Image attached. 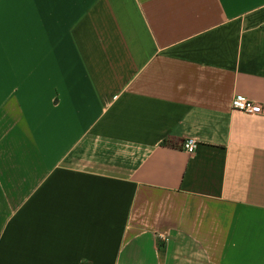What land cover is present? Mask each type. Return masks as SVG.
Listing matches in <instances>:
<instances>
[{"label": "crops", "instance_id": "1", "mask_svg": "<svg viewBox=\"0 0 264 264\" xmlns=\"http://www.w3.org/2000/svg\"><path fill=\"white\" fill-rule=\"evenodd\" d=\"M0 264H264V0H0Z\"/></svg>", "mask_w": 264, "mask_h": 264}, {"label": "built area", "instance_id": "2", "mask_svg": "<svg viewBox=\"0 0 264 264\" xmlns=\"http://www.w3.org/2000/svg\"><path fill=\"white\" fill-rule=\"evenodd\" d=\"M232 106L234 109L250 115H259L262 113L260 105L250 102L242 96H234L232 100ZM197 147V142L193 139H186L182 143V149L187 154L192 153Z\"/></svg>", "mask_w": 264, "mask_h": 264}]
</instances>
